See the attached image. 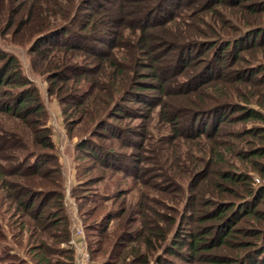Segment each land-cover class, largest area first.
Segmentation results:
<instances>
[{
	"label": "trees",
	"instance_id": "1",
	"mask_svg": "<svg viewBox=\"0 0 264 264\" xmlns=\"http://www.w3.org/2000/svg\"><path fill=\"white\" fill-rule=\"evenodd\" d=\"M0 35L29 43L65 133L83 125L86 171L143 188L99 215L79 206L95 264H264V0H0ZM21 69L0 48V120L16 123L0 121V239L13 209L36 264H74L49 257L47 238L70 239L64 178Z\"/></svg>",
	"mask_w": 264,
	"mask_h": 264
},
{
	"label": "rangeland",
	"instance_id": "2",
	"mask_svg": "<svg viewBox=\"0 0 264 264\" xmlns=\"http://www.w3.org/2000/svg\"><path fill=\"white\" fill-rule=\"evenodd\" d=\"M223 11L225 12V10ZM227 11L226 13H228ZM0 48L16 56L20 62L23 75L30 79L37 87L38 94L45 104L47 122L54 129L53 134L58 146L57 153L62 157V161L64 163L62 165L65 194L64 201L66 200V193H69L72 196V189L73 191L76 189V194L78 195L76 197L77 199H75L73 196L72 197L77 207L79 208V206H81L83 212L90 211L93 206L97 207L98 210L96 215H99L105 213V209L111 206L112 200L114 198L113 196L120 189L130 192L126 194V198L128 200L137 198L143 188H141V185L137 184V182L133 179L121 180L117 178L120 175L107 170L103 171V169L100 167H95V169L93 167L91 170L86 171V167H89L90 164L92 165V162L81 160V153L77 152L75 148L76 143L84 136H87L86 130H84L82 124H79L74 126L71 135L65 133L63 125L61 124V106L54 96L50 97L47 94V86L49 85V82L46 81L45 76L41 75L32 67L31 55L29 54V43L22 40L18 42L15 39H12L11 36L3 37L0 35ZM244 54L248 56V52H244ZM200 57H202V55ZM261 61L263 60L259 58L256 62ZM1 119L2 120L0 121L2 124L6 125L7 127H13L16 124L14 123V120L8 119L7 116H2ZM5 164L7 165L8 163L6 162ZM95 176H102L103 179L98 183L84 182V184H78V182H76L86 181V179ZM255 177L260 178L259 175H255ZM4 209L5 206L0 207L1 212H3ZM12 211L13 209L9 212V214H4L3 222H1L4 225L3 230L6 233L7 239L5 241L0 239V255L2 257L6 256L4 257L3 261L7 264H36L38 259L36 258L35 254L29 250L28 245H26L27 238L24 239L22 236H15L16 238H13L12 236V234L14 235L19 231V224L8 221V217ZM89 217L93 216L89 215L85 217L84 215V219L88 222H90L92 219ZM17 218L18 215L15 216L14 220ZM115 223L116 222L113 221L110 223L112 231L116 230ZM94 235L95 236H90L87 239L91 248L97 247V241H99L103 236L100 235V233ZM47 243H49L53 249V252H49V257L53 260L60 259L59 255L62 249L70 250V248L67 246L62 247V244L58 243L57 240L53 238H47ZM2 246H7L8 248L13 249L12 251L10 250L11 254H8L10 255L8 258L7 255L2 254ZM107 247L108 245L105 244V249ZM105 257L106 256L103 253L93 254L94 260L98 263L99 260H102Z\"/></svg>",
	"mask_w": 264,
	"mask_h": 264
},
{
	"label": "built area",
	"instance_id": "3",
	"mask_svg": "<svg viewBox=\"0 0 264 264\" xmlns=\"http://www.w3.org/2000/svg\"><path fill=\"white\" fill-rule=\"evenodd\" d=\"M255 180L256 182H259L258 178ZM76 235L79 237V239L76 238ZM68 244L74 253V264H95L87 247L86 235L83 226L75 230V233L69 239Z\"/></svg>",
	"mask_w": 264,
	"mask_h": 264
},
{
	"label": "crops",
	"instance_id": "4",
	"mask_svg": "<svg viewBox=\"0 0 264 264\" xmlns=\"http://www.w3.org/2000/svg\"><path fill=\"white\" fill-rule=\"evenodd\" d=\"M54 141H55V138H54ZM55 144H56V148L58 150V146H57L56 141H55ZM59 158H60L61 168H63L62 165L64 163L62 161V157L59 156ZM65 207H66V216H67L69 224H70L69 231H70V238H71L74 235L75 230L77 228L82 227V226L84 228V224H83V221L81 219L80 208L77 207L73 197L69 193L68 194L66 193ZM76 238L79 239V237L77 235H76ZM63 246H67L68 248L72 249L70 247V245L68 244V242L62 243V247Z\"/></svg>",
	"mask_w": 264,
	"mask_h": 264
}]
</instances>
